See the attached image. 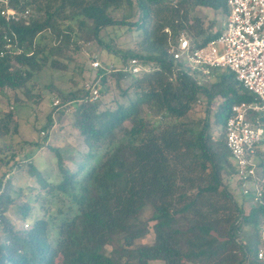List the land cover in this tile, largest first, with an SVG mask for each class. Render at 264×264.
Masks as SVG:
<instances>
[{
	"label": "trees",
	"instance_id": "obj_1",
	"mask_svg": "<svg viewBox=\"0 0 264 264\" xmlns=\"http://www.w3.org/2000/svg\"><path fill=\"white\" fill-rule=\"evenodd\" d=\"M9 5L31 12L28 20L17 21L0 13V138L18 132L14 111H2L3 92L14 91L16 103L18 90L30 100L43 98L28 83L47 65L56 66L59 61L49 58L79 31L118 54L121 67L134 57L151 70L95 69L90 81H98L96 100H90L84 86L58 89L61 104L53 107H63L59 116L74 115L68 123L80 141L65 158L59 145L48 144L57 123L52 112L48 115L42 137L55 155L59 178L42 176L33 160L23 164L0 144V264H264L258 258L264 192L258 197L253 186L245 192L226 136L232 106L255 96L233 71L214 69L216 79L209 82L168 51L170 37L183 29L195 36L197 45L216 37L221 30L210 32L190 12L208 7L227 16L226 0H10ZM126 5L130 10L117 16ZM109 26L137 32L136 47L122 52L104 42L101 31ZM46 31L59 43L41 47L37 38ZM6 35L17 43L18 53L1 55ZM109 91L114 92L106 103ZM217 97L221 102L213 111ZM199 103L203 108L196 111ZM212 111L219 134L210 121ZM253 118L264 127V110ZM256 157L264 178V136ZM25 169L39 183L36 194L25 193L12 176L3 184L6 173ZM225 175L234 179L240 199ZM149 205L152 226L140 220ZM36 207L40 215L33 218ZM11 211L22 225L9 217ZM246 227L252 230L246 232ZM151 232L152 243L138 244Z\"/></svg>",
	"mask_w": 264,
	"mask_h": 264
},
{
	"label": "rangeland",
	"instance_id": "obj_2",
	"mask_svg": "<svg viewBox=\"0 0 264 264\" xmlns=\"http://www.w3.org/2000/svg\"><path fill=\"white\" fill-rule=\"evenodd\" d=\"M129 10L130 7L126 5L115 14L117 16H121ZM190 14L191 16L196 15L202 18L205 22V26L209 27L210 32L222 30L227 18V16H224L223 12L220 10H214L208 7H196L192 10V12H190ZM73 25L77 30L78 24L73 22ZM138 35L139 34L135 31H127L125 26H109L101 31L102 40L104 42H113L117 48L123 50L122 52L132 50L136 47V43L139 39ZM190 35H192V33H190ZM72 38L73 39L69 44L63 45V49L59 53L54 55V57L49 58L50 61H59L56 66L51 67L50 65H47L41 72L36 73L34 78L28 83V87L31 91L34 94L42 93L43 98H40L39 101H36L35 98L30 100L27 99L26 95L23 94L21 90H18L16 94L20 97V101L16 103L13 100L14 91L5 90L2 94V111L5 112L8 109L14 111V119L18 123V132L12 133V135H8L6 138H0V144L5 146V150L8 155H10V152L17 153L18 156L16 160L23 164L27 161L29 163L33 160L36 168H39L42 176L44 177L52 176L59 178V169L57 163L55 162V155L47 145H44V139L42 137L44 136L42 133V127L51 112L53 113V118L57 121V123L54 128L50 130L48 144L53 143L54 145H59L62 148L61 150L64 152V157L67 158L71 152V147H78L80 142L75 137L76 132L68 123L69 120L74 118V115H71L68 112L67 114L59 116V113L64 111L63 107L59 110H56L55 107H53V102L58 97V89L68 92L82 88L83 86L85 87V85L90 82L92 76H94L95 69L92 68L91 63L95 59L107 63V65L105 64L107 67L112 65L116 66V64L120 67L123 66L121 57L118 54L107 51L103 48L102 44L100 45L95 40H88L85 38L84 30L79 31L78 34H73ZM37 42L41 47L44 46L49 48L51 45L59 43V40H56L51 31H46L38 36ZM75 42H77L78 46L75 45ZM219 49L222 50L221 47H219ZM203 79L213 82L216 78L210 77L209 79L204 77ZM113 92L114 91L107 92V96L104 99L106 103H109ZM220 102L221 97L215 98L211 105L213 111L218 109ZM200 103L198 104L196 111L202 110L203 107ZM213 111L210 114V121L216 134H219L221 133V129L216 127L215 123H213L215 116ZM2 115L3 114L0 113V118ZM45 132L47 133V130H45ZM83 146V148H85L86 144L84 143ZM229 160L233 165V158L230 157ZM65 163L68 164L66 161ZM69 164L71 165L72 163L69 162ZM12 180L17 187H23L25 193L36 194L39 191V183H37L35 177L30 176L27 173L26 169L22 171L17 170L14 174H12ZM225 182L236 195L237 199H240L241 193H239L240 191L235 190L236 186L234 179H228L225 175ZM31 188L34 189L31 190ZM246 209L248 210L249 207H246ZM7 214L14 222L17 223V225H22L19 215L14 214L12 211ZM39 215L40 210L36 207L32 217L37 218ZM151 215L152 207L149 205L144 209L142 215L140 216V220L142 222L149 223L152 226L154 222L150 219ZM25 225L26 224H24V226ZM245 230L247 232L252 229L250 227H246ZM261 234H264V228L262 229ZM153 239L154 236L151 232L145 238L137 240V242L138 244L152 243ZM117 243L118 240L115 241V244ZM111 248L112 246H108V249ZM152 263L164 264L163 261H154ZM184 264L192 263L185 262Z\"/></svg>",
	"mask_w": 264,
	"mask_h": 264
},
{
	"label": "built area",
	"instance_id": "obj_3",
	"mask_svg": "<svg viewBox=\"0 0 264 264\" xmlns=\"http://www.w3.org/2000/svg\"><path fill=\"white\" fill-rule=\"evenodd\" d=\"M229 13L219 34L204 45H197L195 36L181 30L175 38L170 37V55L183 63L184 67L198 71L206 78L212 77L214 69H229L236 74L246 90L254 94V100L235 103L226 121L227 146L237 160L239 179L248 193L253 186L258 197L264 192V178L258 167L256 148L264 136V127L253 118L255 112L264 110V0H226ZM10 0H0V13L9 21L28 20L30 9L20 11L11 7ZM222 48V50L219 49ZM20 48L8 35L1 55L18 53ZM93 69L110 71H131L133 74L148 72L137 58H130L121 68L114 65L104 67L98 59L92 61ZM179 70V69H178ZM178 72V71H176ZM177 74V73H176ZM90 92V100L100 97L98 81L85 85ZM60 99L53 106H60ZM43 134L46 132L43 130ZM13 171L6 173L3 184L11 178ZM2 189H0V193ZM264 228V225L262 229ZM258 258L264 260V234Z\"/></svg>",
	"mask_w": 264,
	"mask_h": 264
}]
</instances>
